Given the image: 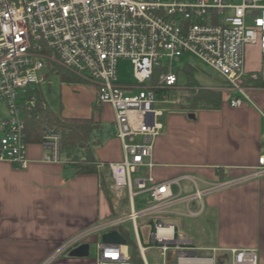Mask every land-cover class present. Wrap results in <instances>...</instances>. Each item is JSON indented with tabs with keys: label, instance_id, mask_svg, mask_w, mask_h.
Returning a JSON list of instances; mask_svg holds the SVG:
<instances>
[{
	"label": "built area",
	"instance_id": "1",
	"mask_svg": "<svg viewBox=\"0 0 264 264\" xmlns=\"http://www.w3.org/2000/svg\"><path fill=\"white\" fill-rule=\"evenodd\" d=\"M250 47L258 48L264 59V0H0V102L5 103V114L0 115V161L27 168L24 129L35 104L33 92L54 67L96 88L97 106L110 105L114 110L122 143V161L97 167L109 172L117 198L127 199L130 212L86 230L59 254L87 243L95 233L119 231L130 222L142 264H148L138 238V222L148 219L154 249L164 258L171 251L175 264H190L183 260L191 252L198 254V249L161 218L181 200L170 189L178 180L158 183L150 174L144 179H133V174L141 166L153 167L154 145L163 129L159 121L163 112L155 105L176 104L171 93L184 87L178 85L174 61L192 56L213 69L224 80L213 89L227 92L231 106L239 107L248 99L242 82L251 76L246 67ZM121 59L131 61L137 84L119 82ZM42 132L43 160L62 161L60 135L47 124ZM262 175L264 153L255 171V176ZM235 184L222 182L210 191ZM141 195H147L146 206L136 210L135 200ZM230 255L231 264L259 263L255 249H232ZM96 264L135 263L127 244L101 240Z\"/></svg>",
	"mask_w": 264,
	"mask_h": 264
},
{
	"label": "crops",
	"instance_id": "2",
	"mask_svg": "<svg viewBox=\"0 0 264 264\" xmlns=\"http://www.w3.org/2000/svg\"><path fill=\"white\" fill-rule=\"evenodd\" d=\"M256 50L260 53L256 47L247 50L251 76L242 83L248 99L232 107V96L223 92L219 109L194 113L181 110L179 101L173 104L160 121L163 129L154 145L153 167L141 166L135 173L141 175L133 178L150 174L158 183L178 180L170 189L181 200L161 218L198 249L196 258L183 260L190 264H231L232 249H255L258 264H264V175L255 176L258 157L264 153V85L247 83L259 74L264 84V62L251 66L250 55ZM85 86L62 85L61 106L55 111L65 118L94 117L101 125L94 136L96 164L122 161L118 134L106 130L109 123L114 125V110L103 105L94 111L96 88ZM44 153L40 144H29L25 169L0 161V264H96V255L73 258L59 252L97 224L127 215L128 201L117 198L107 170L98 168L107 177L106 191L99 174L77 175L64 159L43 160ZM226 181L237 184L210 191ZM139 197L147 201V195ZM138 223L140 243L141 229L150 241L152 221Z\"/></svg>",
	"mask_w": 264,
	"mask_h": 264
},
{
	"label": "trees",
	"instance_id": "3",
	"mask_svg": "<svg viewBox=\"0 0 264 264\" xmlns=\"http://www.w3.org/2000/svg\"><path fill=\"white\" fill-rule=\"evenodd\" d=\"M189 76V82L178 91H186L187 95H182L185 101L179 102L181 110L194 113L202 109L217 110L223 102V92L213 88H203L196 83L194 78L195 68L187 66L185 68ZM51 74L58 75L63 85H86V82L76 75L60 67H54ZM50 74V75H51ZM254 86L264 85L261 76L248 81ZM246 83H242L245 86ZM31 92V91H30ZM28 91L27 96L30 94ZM177 92V91H176ZM35 104L29 118L25 122V139L28 144H40L43 137V126L47 124L60 135V151L64 155L66 164L72 165L77 175L99 174L101 186L107 191V177L103 171L98 170L93 146L96 144L94 136L100 131V122L94 117L90 118H65L60 112L55 111L46 103L45 97L39 87L34 89ZM100 110L99 106L94 107V111ZM120 234L129 246L130 259L135 264H142L137 242L129 238V233L123 228L119 229Z\"/></svg>",
	"mask_w": 264,
	"mask_h": 264
},
{
	"label": "rangeland",
	"instance_id": "4",
	"mask_svg": "<svg viewBox=\"0 0 264 264\" xmlns=\"http://www.w3.org/2000/svg\"><path fill=\"white\" fill-rule=\"evenodd\" d=\"M250 60L252 61L251 66L253 65H259L260 62H264V59L260 55V53L256 51H252L250 55ZM174 66H175V73L177 74L178 77V85L179 86H185L189 82V76L185 71V68L187 66H193L195 68V73H194V78L196 80V83L199 84L203 88H215L220 85L224 84L223 78L215 72L213 69L210 67H207L203 63H201L198 59L192 56H185L180 59H177L174 61ZM264 70V68H263ZM117 76L119 79L120 83L124 84H137L134 78V73H133V65L131 64L130 60L127 59H121L118 62V67H117ZM256 79V78H255ZM62 83L60 81V78L58 75H50V77L42 81L41 84L39 85V88L41 89L45 100L47 104L54 110H59L61 106V88ZM68 86V85H66ZM86 87L85 85H78L77 87ZM68 87H73L77 88L76 85H71ZM91 88H94V86H90ZM188 93L186 91H173L171 93V98L170 100L175 101V102H182L185 101L182 99V95H187ZM175 107L172 103L168 102L166 104L164 103H157L155 105V109L163 111V114H165L169 108ZM5 114V103L0 102V115ZM162 120V117L159 118V121ZM106 130L111 133H117V130L115 129V126L110 124L107 125ZM65 157L64 155L61 154V159L63 160ZM141 173L133 174V178L139 177ZM142 197H137L135 200V204L137 205V209H141L146 206V202L143 203L141 201ZM145 205V206H144ZM124 231H127L129 233V238L136 241V234L133 230L132 224L131 223H126L123 226ZM141 240L143 247L146 249L145 256L148 264H175V256L173 253L170 251L167 254V257H162L160 255V252L156 249H154V244L152 240L147 241V237L145 232L141 229ZM102 235L99 233H95L91 236H89L85 241L90 244V255L88 258H94L97 252V243L101 241ZM204 254V253H203ZM207 253L205 252V255Z\"/></svg>",
	"mask_w": 264,
	"mask_h": 264
},
{
	"label": "water",
	"instance_id": "5",
	"mask_svg": "<svg viewBox=\"0 0 264 264\" xmlns=\"http://www.w3.org/2000/svg\"><path fill=\"white\" fill-rule=\"evenodd\" d=\"M194 114H190L189 118H194ZM102 242L104 244H120L125 245L126 240L123 238V236L120 234L119 231H111L109 233H106L102 236ZM90 254V245L88 243L82 244L74 249H72L69 252V256L73 258H87ZM190 258H196L197 254L196 252H191L186 255Z\"/></svg>",
	"mask_w": 264,
	"mask_h": 264
}]
</instances>
